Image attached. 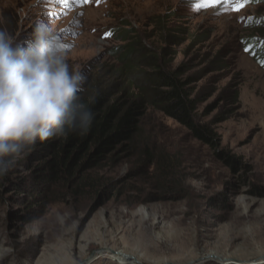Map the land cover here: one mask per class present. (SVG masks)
<instances>
[{
	"label": "rangeland",
	"instance_id": "374dc122",
	"mask_svg": "<svg viewBox=\"0 0 264 264\" xmlns=\"http://www.w3.org/2000/svg\"><path fill=\"white\" fill-rule=\"evenodd\" d=\"M196 3L0 0V30L13 41L43 21L70 45V69L86 76L80 95L104 87L137 95L151 61L168 70L184 65L180 76H193L197 116L217 140H195L148 105L138 136L148 154L105 166L99 176L111 179L107 191L58 201L30 184L1 185L0 264H264V0L237 12L230 4L197 10ZM108 29L110 39L101 37ZM222 150L238 167L217 155ZM25 154L11 157L12 179L27 175ZM157 154L169 182L153 178Z\"/></svg>",
	"mask_w": 264,
	"mask_h": 264
},
{
	"label": "trees",
	"instance_id": "16d2710c",
	"mask_svg": "<svg viewBox=\"0 0 264 264\" xmlns=\"http://www.w3.org/2000/svg\"><path fill=\"white\" fill-rule=\"evenodd\" d=\"M127 53L119 58H126ZM150 68L142 76L137 95L127 87L116 96L108 91L110 87L101 88L91 96L79 94L78 102L92 114L87 128L23 146L26 154L21 162L27 168V175L12 179L13 168L9 165L8 171L0 175V186L22 189L30 184L39 194L57 197L58 201L107 191L111 179L99 176L105 166L116 165L138 150L148 154L146 145H140L138 140L141 117L148 105L185 127L195 140L217 146L213 129L197 116L199 99L188 86L193 76L186 79L180 76L184 65L168 70L151 61ZM217 155L232 168L240 164L237 157L223 150ZM163 159L159 154L151 159L153 178L162 183L169 182L166 178L171 176L164 171Z\"/></svg>",
	"mask_w": 264,
	"mask_h": 264
},
{
	"label": "clouds",
	"instance_id": "9594fccd",
	"mask_svg": "<svg viewBox=\"0 0 264 264\" xmlns=\"http://www.w3.org/2000/svg\"><path fill=\"white\" fill-rule=\"evenodd\" d=\"M99 1L83 3L97 7ZM249 1L254 0H239V10ZM230 7L239 11L234 4ZM112 34L104 30L101 37L110 39ZM85 80L82 70L70 69L49 24L37 22L22 41L0 30V175L23 146L87 128L92 114L78 102Z\"/></svg>",
	"mask_w": 264,
	"mask_h": 264
},
{
	"label": "snow or ice",
	"instance_id": "6c2138e0",
	"mask_svg": "<svg viewBox=\"0 0 264 264\" xmlns=\"http://www.w3.org/2000/svg\"><path fill=\"white\" fill-rule=\"evenodd\" d=\"M78 2L83 3L85 0H78ZM217 4H234V10H239L240 7L243 6L242 3L239 2V0H197V3L195 4V8L198 10L202 7L207 6H215ZM110 35V34H106ZM63 48L70 47V45L62 44ZM250 49L246 48L245 51H249Z\"/></svg>",
	"mask_w": 264,
	"mask_h": 264
},
{
	"label": "bare ground",
	"instance_id": "6f19581e",
	"mask_svg": "<svg viewBox=\"0 0 264 264\" xmlns=\"http://www.w3.org/2000/svg\"><path fill=\"white\" fill-rule=\"evenodd\" d=\"M126 256H129V257H132L136 262H143L145 259L142 257V254H134L133 252H130V251H122ZM122 257H120L121 259ZM122 260V259H121ZM149 264H165V263H174V260L173 261H170V260H166V259H162L161 261H157V260H152V261H149L147 260Z\"/></svg>",
	"mask_w": 264,
	"mask_h": 264
}]
</instances>
